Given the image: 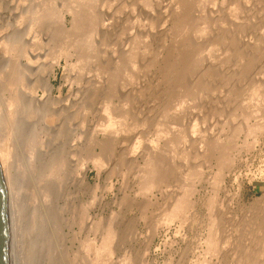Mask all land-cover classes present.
Masks as SVG:
<instances>
[{
  "label": "bare ground",
  "instance_id": "bare-ground-1",
  "mask_svg": "<svg viewBox=\"0 0 264 264\" xmlns=\"http://www.w3.org/2000/svg\"><path fill=\"white\" fill-rule=\"evenodd\" d=\"M98 1L99 0H0V13H2L1 11L4 8L9 6V8H11L13 5H15V7L13 8L14 10H10V14H8L10 15L9 17L6 18L4 16L5 14H0V173L4 183L7 202L9 264H37V262L35 261H38L37 259L40 260L43 257L47 259L45 261H48V263H45L50 264V256L54 254V252L56 251L55 249L58 248V245L61 244V241H64L65 237H70L71 240L72 238H76V233L74 231L75 226L79 227V229L83 232L88 231V216L86 212L88 211L86 210L87 203H82L81 206H76L77 208L71 207L70 203L68 204V200H70L71 197L72 199L75 198H73L74 193L72 194L71 192L76 187L81 188L83 191H88L89 185L86 181L87 168L83 160H86L87 158L83 157H85L86 154L88 156L91 155L92 164L94 165L93 167H95L96 170H100L102 167V157L104 156V154L112 151L110 150V148L115 145L117 146L123 137L125 138L127 135L128 137H130L129 132L133 128H135H132V125L135 126L133 123L137 122H131L132 125H126L127 121L125 119L126 117H128L127 115L129 114V112H127V109H119V106H117V110L119 109V111L113 108L111 103H113L112 101L117 96L115 94L119 95V93H121L122 95L123 88H141L142 91V88H148L150 90V88L153 87L169 89L191 88V90L192 88H195L196 91L194 92L196 94H192L199 97L198 95H200V90H204L203 88L205 87H212L211 85L215 84L218 80L220 83H218L219 86H216L217 84L215 85L217 88L220 87L221 83H223L222 86L225 84L223 88H225L229 83H234L235 81H237V83L239 84L238 79L247 77L251 74L252 71H258L256 69H254L255 71L252 70L254 68V63L262 62V60L264 61V36L260 41V37L262 36L259 35L261 33L260 31H263L262 33H264V27L261 26L263 29L259 28L260 26L256 27V29H260L258 31V36L260 37H258V40H256L257 38H254L255 42L253 39V42L252 40L246 41V39L245 42H242L244 41L243 38L242 41L234 40V37H237L236 35L238 34V32L243 33V31H238L241 28V25L238 28L236 26L238 20L235 19V17L240 19V16L238 14L243 13H240L238 11L239 13L237 14V16L239 17L234 15V12L230 15V13L228 12H232V9L230 8L231 10L229 11V8L226 7L225 4L223 6V3L221 2L220 4H222V7H226V12L230 15V19L233 20L234 18L235 20H237V23H235V27L237 28L236 31L238 32L232 30L228 31L229 29L234 27V24L231 23V27L227 23L229 26V29H227L228 26L225 25L224 22L219 23L216 20L218 24H223L222 28L223 26H227L225 27L227 31L225 29L220 30L221 25L218 26L216 23L215 25L212 24L213 26L209 27L211 29L213 27L214 29V26H217V29L211 31V29L209 28L212 33L204 34L203 31H205V29L203 30V27L206 28L207 31L208 26L207 22H205L207 20H202L205 18L203 16V13L204 15L206 13L207 15H210L208 16V18H212L210 19V21H215L214 19L217 17L215 14L216 11L212 10V7H215V9L216 7H221V5L214 6L215 4L213 3V0H174L173 2L169 0V2L167 1V3L161 1V4H159L155 8L157 13L155 12V10H153L154 8L151 9L152 12L150 10L151 7L149 8V4L152 1L149 2V0L146 3L143 2V4L148 3L149 6H146L149 8V11L144 9L139 11L141 17L143 15L145 16V19L151 20V18L157 16L155 14H159L161 20L163 21H160L161 24L159 23V26L157 25V28L155 27L156 25H154V21L152 19L148 22L149 27L145 28V31L147 33L145 32L146 34H141L140 32V35H138L139 32L137 33V31L139 30L136 31L137 34L134 32L138 27L134 31H132V23H130L131 26H123L122 21L121 23L119 19L114 18L118 16H114V13L111 12L112 9H108V11L106 12L107 14L105 13L107 16H101L105 17V19H101V17L100 19L94 18V16H96L95 13L97 15L100 14L99 12L97 13L99 9L97 8V5L100 3H98ZM112 1L113 0L106 1V3L108 4L107 8L109 5L111 6ZM260 1L262 0H240L241 4H238H240L241 6L244 2V5L250 2L252 4H250L251 7L254 5V11L248 7V4V6L245 5L246 8H249V15H251L252 11L253 13H255V11H259L258 9H260L261 3H263ZM137 2L135 4H137ZM163 2L165 4H162ZM206 4L212 5L211 9L209 8L210 6H206V8H208L210 12H206L207 10L204 6ZM94 7L95 9L97 8L96 12L93 10ZM218 8L216 10H218ZM6 9L8 10V8ZM240 9L243 10L242 7H240ZM219 10L218 12L222 11L223 9H221L220 11ZM99 11L101 12L100 9ZM246 11H248V9ZM246 11L244 12V14H247ZM224 12L225 10L223 12H220L221 15L222 13L225 15ZM257 12L256 14H258ZM236 13L237 12H235V14ZM256 14L251 15V20L248 19L251 22H246L248 18L247 16H249L248 14L246 16V19L244 20L246 22L245 25L247 27L248 25L250 26L249 29L252 28L251 25L255 26L257 22L256 19L258 18L256 17L258 15L256 16ZM2 16H4L5 18H2ZM254 16L256 19L253 18ZM259 16L261 17L262 15ZM67 17H69L70 23L68 28L66 26ZM219 17L221 18H218V21L223 18V15ZM252 18L254 19L253 22L256 20L255 24L252 22ZM145 19H142V21ZM200 19L201 22L203 21L206 24L201 23ZM240 20L242 21L243 19ZM119 22L122 26L119 25ZM197 22H200L201 25L203 24L206 26L202 25L203 27L200 26L201 28L197 29L196 27L198 26H194ZM247 23L249 24L247 25ZM250 23L253 24L250 25ZM148 25L146 24V26ZM189 25L190 28L191 25L194 26L193 28H191L193 30H190L191 34H188V30H186V28L188 29ZM256 25H259V23ZM136 26L137 25H135L134 27ZM150 26H153L155 28L154 30H156L157 28V30L154 31L155 33L152 31L153 29ZM244 27L245 26H242V28ZM247 27H245L244 29L246 30ZM138 29H142V26H140V28ZM254 30L255 29H253L252 32H254ZM256 31L257 30H255L253 34H255ZM252 32L250 30V34ZM62 33L64 34L62 36L63 38L61 37ZM207 35H209V37H207ZM246 35L244 34L245 37ZM60 37L62 38V40ZM253 37H255V35ZM113 38L117 39V44L119 45L117 46V44H115V47H118V50H116L118 52H116V55L118 56L114 54L115 52L110 51V53H108L109 55L106 54L107 57L105 59L106 55H103V52L105 51H101L103 55L101 56V53L97 51V47L100 48L101 45H105L104 43H106V46H108L109 43L107 45L106 41L109 39L113 40ZM207 38L212 41H209ZM207 40L210 43H213V41H216L219 44L223 43L221 45H226L227 43V45H229L230 47L227 46L226 49H223L224 47L222 48V46L220 45L219 46L222 48V50L227 51H223L224 54L226 53L225 55L227 57V59H225L226 57L224 58L225 60H228L229 54L227 55V53H232L231 55L235 57V59H233L234 63H232V61L230 60V58H232L231 55L229 56V61L231 62L225 60L224 62H220V57L223 56L219 57L218 55H220L221 53L219 54V51H214L213 54L211 53V47L213 45L215 47L216 42H214L212 46L211 44L208 45L209 43L207 44L208 46H210L208 47V49L210 48L209 51L206 45H204V43L206 44L208 42ZM118 41H121V44H119ZM58 42L60 44H64V46L61 45L64 48V50H62V54L57 50L60 46ZM95 45L98 46L96 47ZM111 45H113V42ZM153 45L158 47H156L157 51H155V48V50L153 49L154 52L152 53L150 50L152 49ZM54 47L57 48L54 49ZM218 47L216 48V50L218 49ZM228 47L229 49H227ZM59 48V50L62 49V47ZM202 48L207 49L208 52L206 50V52L203 53ZM112 49L113 47L111 48V50ZM54 50H57V54H55L56 51ZM109 50L110 49L108 48V50L106 51L108 52ZM47 51L49 58L47 56V58L45 59L46 64H43L44 62H41V58L44 52ZM215 52L218 53L217 57H219V60L217 57L212 58ZM47 54L44 55L46 56ZM65 55L67 57L69 55H74V57L77 56V59L79 57L78 67L80 69L76 68L79 69V71L76 70L78 74L74 72V74L77 75V79L79 77V81L83 80L84 82L86 80L85 75L87 77L89 76L87 74L88 71H92L93 74L91 73V77H88L89 80L84 83L85 91L83 93L79 92L82 96L80 94H76L75 98H70L68 94V98H65L63 101L64 104L62 102L63 107H60L61 101L63 100L61 96V90L59 88L58 94L52 96L50 78L55 79V69L60 65L58 59L60 57H62L63 59V56ZM68 59H70V57ZM226 62L230 63L228 64L229 66L235 65L236 68L233 67L235 69L226 70L227 68L226 66H224V68L226 69L223 70V67H221V65L222 63L225 64ZM259 65L260 64L258 63V67L261 68V65ZM262 65H264V63ZM44 66L45 68H43ZM71 68L72 67H70V70ZM250 69L252 70L251 72L249 71ZM261 69L262 71H264L263 68ZM150 71H155V74H157L155 85H153L150 81V75L148 78L149 80H147L148 74L154 75L153 73H150ZM248 72L250 73L248 74ZM70 73L71 72L69 71V76ZM246 74L248 75L245 76ZM142 76H145L146 79L145 77L141 79L140 77ZM251 76L252 75L248 77ZM254 77L255 76L253 75V78ZM140 79L142 80L141 82L138 81ZM261 79L264 81L263 78ZM261 79L260 81H262ZM72 80L75 81V79ZM242 80L243 79H241V81ZM257 80L259 79L256 77L255 81ZM135 81L137 83L133 85ZM75 82H77V80ZM241 84L243 85V83ZM242 85L241 87H243ZM238 86L236 85L235 88H237ZM117 88L122 89L118 90ZM223 88L221 87V90ZM227 88L225 89L228 90ZM251 88L249 89L252 91L250 92L248 90L249 92H247L250 93L248 94L249 100H246L248 103L246 102L247 104H245L246 106L244 107H242V105H240V107L234 105V102L236 100L232 104L231 100H233V96L236 97V94H233L230 88L229 91L231 93L228 92L227 95L225 94L226 96L224 95V93L222 94V96L224 95L226 97V99H223L226 101L223 102V100H221L224 103L223 105L221 104L222 106L220 105V103L218 104L219 101L216 102L215 100L214 104L216 105L217 103L220 106L216 105L213 107L211 106L212 108L208 107L209 109L206 111L204 109L206 114L201 113L202 116H200L201 114H198V118H202L203 122H206V120L208 119L211 120L212 117L214 118L215 116H217L214 118H217V120H215V122L217 121L216 126L218 124V120H220L218 119V117L221 118L222 116L224 118H222L223 121H219L221 125L218 128H212L211 130H209L212 125L211 123L208 122L210 128L207 126V124L204 125L205 123L201 124V126L204 125L206 128H209L207 129V131L209 130L210 134L207 132V134L204 135L203 133L206 132V128L203 129L204 131L201 130L202 128H198L197 126L199 124L198 123L196 125L197 127L193 125L196 129L188 128V130L186 129L187 132H185L183 131V128V130H181L180 128V130L183 132H179L178 129V131H176L177 133L175 132L176 134L173 135V132L175 130L170 131V128L168 127L170 118L168 120L166 118L167 111H171V109L174 108L175 112L171 113L175 115L174 113H176L177 108L173 106V108L168 110L166 109L165 113L163 112V114L159 115L160 117H162V119H164V125L162 124V119L161 121L159 120L160 117L157 119L158 123H153L154 121L150 120L151 124H158L157 127L159 126V124H162L166 130H164V127L161 125L163 129H161L162 127L160 126L156 134H153L154 139L145 141L144 146L143 143L139 142V139L136 140L138 142L133 139V143L135 144L132 145L133 143L130 142L132 146H130V148L128 147L129 150L123 148L122 150L124 151L122 152L121 150L122 153L118 154L121 157H130L129 159L131 162H129V159H127L128 164H133V162L135 163L134 166L136 165L135 168H137L138 173L135 174H137L138 176L134 175V177L138 180L139 186L137 187V190L140 191V194L138 191L139 196L143 194L147 195V193L151 192L154 189H158L161 185L164 186L163 184L166 183L168 179H172V177L174 178V180L172 179L170 181H175L173 182L176 183L174 184L175 187H171V197L170 199L168 198L169 196L167 197L168 204L166 205V208H163L164 211L161 214L162 217L159 216L161 218L160 223L165 226H169L175 221L179 222L180 224H184L188 220V216L191 215L197 205L196 200L198 199H196L195 197H197L196 195L199 194V186L202 182L206 183L209 189L207 194L205 195L206 199L204 204L206 205L205 207H207L206 210L208 209V216L210 215V224L208 225L209 230L206 228L205 233V235L207 233L208 235L204 241V255L206 259H203V263H205L204 261L206 260L207 264H264V192L260 197L254 199V203L252 202L255 206V208L253 207L252 212L254 209H256V213L253 212L250 214L251 211L249 210V214L252 215L251 217H245V219L240 220L234 218L235 220H237L234 222H232V218L230 220L227 219V209H225V207H222L219 201L220 191L224 194V197H228L226 188L222 186L225 178L235 172L237 164H247L248 160H244L243 155L246 153V156L250 155L251 152L256 150V148L258 149L260 145L259 142L262 141L263 143L264 140V89L258 90L260 88H264V83L260 86H253ZM148 89L145 90L146 93ZM82 90L83 88L81 89V92ZM141 90L137 92L135 90L134 91L138 95H142L143 93H140ZM134 91H126L129 94L125 92L126 96L123 95L125 96V98L123 97L122 100L119 99L120 102L117 101V98L121 96H117L116 102H118V104L121 103L122 106H126V103H130V101H137L135 99L138 95H136ZM152 92L153 89L150 91V93ZM171 92L170 94H172ZM205 92L207 91L204 90V94ZM219 92L217 93L219 94ZM150 93L148 94L150 95ZM179 93L182 92L179 91L177 94ZM201 93H203V91ZM213 93L215 92L212 91L210 95L212 97H209L214 99L215 94ZM217 93L216 95H218ZM225 93H227V91ZM77 95L81 97V99H79L82 100L81 105L77 106L79 107L77 108L78 110L76 109V105L73 106L72 103L74 102L71 101L72 99L75 101L77 99ZM187 95L190 99L189 93ZM187 95L185 94V98H183L184 100L186 99V97H188ZM205 95H207V93ZM195 96L192 97L196 98ZM203 96L201 99L206 100L207 97L205 96L203 98ZM218 96L216 97L218 98ZM180 97L181 96H179V98ZM210 98L207 99V101L210 102ZM183 99L180 101H183ZM238 100L240 101L241 99H237V102L239 104L242 103ZM75 102L78 104L77 100ZM97 102H100L102 104V108L106 113V115L103 113L105 115V118L103 117L102 119L101 112H99L97 114H99V116L101 115V119H95L96 124L95 120H93L94 123L88 126V121L86 120V115L88 114H86V111L89 110V105H92L93 103L95 104ZM206 104H204L205 107ZM172 105L174 104L172 103L170 106L172 107ZM73 107H75V109ZM192 108L193 106L191 107V109ZM103 110L101 111L103 112ZM143 116L145 117V115ZM131 118L132 115L129 120H131ZM134 118L135 117H133L132 119L134 120ZM213 118L212 120L214 121ZM195 120H193L194 123ZM212 120L210 122H213ZM159 121L162 123H160ZM171 122L172 119L170 121V124ZM165 124L168 125L165 126ZM191 124H193V122L189 125ZM139 127L143 128V126ZM150 127H152V125H150ZM166 127H168L169 130ZM137 128L138 125L136 126V132L134 135L138 133V130L139 133L140 131H142V129L140 130L139 128L137 130ZM172 128L174 129V127ZM144 132L142 133L143 135ZM131 133L134 132L132 131ZM188 137L190 138V141L186 143V139ZM133 138L136 137L134 136ZM137 138H140V135H138ZM129 141L127 140L128 143ZM143 141L144 140H142V142ZM173 147H175L176 150ZM75 152H77V154L79 153L82 157L80 158L81 160L78 163L79 165L77 164L78 169L75 168L76 173L74 174L71 161L72 156ZM137 154L139 155L140 162L135 158V155ZM133 156L134 158H132ZM88 159L89 161H91L89 157ZM122 160L123 158H121L119 161L124 164L125 159L124 162ZM258 170L260 177L264 179V168H260ZM206 171H208V173L212 172V175L208 179L206 178ZM253 175H251V178L254 177ZM134 177L132 179H135ZM234 178L236 179V176L233 177V179ZM96 187L98 188V186ZM173 187L175 188V190H173ZM238 189L239 188H237L236 190ZM76 191H78L77 188ZM205 191L206 189L204 190V192ZM83 194L85 193L83 192ZM143 197L144 196H142V198ZM124 198H126V196ZM144 199L145 201L148 200L146 196L144 197ZM72 203L73 202H71V205ZM67 214L68 216L65 217V215ZM233 223L234 225H232ZM156 224H158V219ZM111 227L109 226V229L107 227L106 231H104V235L100 237L101 244L99 245V247H95L87 240H84L82 242L79 249L83 252V254H85L84 256L82 255L83 257H81V261H83V263L88 262L90 264V262H96V264H99L103 259L104 260L101 263H107L105 258L107 257L108 261V255H110L111 253V247L109 246V244L111 243V239L115 235L112 231L114 228H112L111 230ZM65 228L68 229V233L66 234L62 232ZM175 232H177V229ZM114 233L116 232L114 231ZM108 246L110 247L109 249ZM76 255L77 254H75V256ZM104 256L106 257L104 258ZM108 262L109 264H112L111 260ZM124 264L129 263L127 261Z\"/></svg>",
  "mask_w": 264,
  "mask_h": 264
},
{
  "label": "rangeland",
  "instance_id": "rangeland-1",
  "mask_svg": "<svg viewBox=\"0 0 264 264\" xmlns=\"http://www.w3.org/2000/svg\"><path fill=\"white\" fill-rule=\"evenodd\" d=\"M105 1V2H104ZM106 1L107 0H99L98 1V5L99 6H101V7H99L98 5H97V8H99L100 10H101V12L99 11V9H98V11H97V8L95 9V7H94V11L96 12L97 11V13L99 12L100 14H96L95 13V15L96 16H94V18H99L100 19V17L101 16H105L107 13V11H108V9H112L111 10V12L112 13H114V16L116 15V16H118V17H114V18H116V19H119L120 20V22L122 21L123 22V26L124 25H129V26H131L130 25V23H132L134 26L135 25H137L136 27H134L133 25H132V31H134L137 27L138 28H140V26H142V29H136L134 32L136 33V31L137 30H139V31H137V33H138V35H140V32H141V34H146L147 32L145 31L146 29L145 28H147V27H149V25H148V22L149 21H151L152 19H153V21H154V25H156L155 27H157V25L159 26V23H160V21H163V20H161V18H160V15L159 14H155V15H159L158 17L157 16H154L153 18H151V20L149 19H145L144 17L145 16H143L142 15V12H141V15H142V17L140 16V12L139 11H141V10H148L149 11V8H150V10L151 9H153V10H155V12L157 13V11H156V7L159 5V4H161V1H164L165 3H167V1L169 2V0H113V1H115V2H113L112 1V3H111V6L109 5L108 6V8H107V3H106ZM132 1V2H131ZM135 1V2H134ZM147 1H149V2H151L149 5H148V3L147 4H143V2H147ZM158 1V2H157ZM172 2L174 1V0H171ZM218 1V2H217ZM233 1H235V2H233ZM103 2V3H102ZM117 2V3H116ZM123 2V3H122ZM137 2V4H135ZM162 3V4H165V3ZM194 2V1H193ZM217 4H216V3ZM220 2L221 3H223V6H224V4L226 5V7H228L229 8V11L232 9V12H228V13H230V15H231V13H233L234 15H236L237 16V14L240 12V13H243L244 14V12L248 9V11H246L247 12V14L249 15V8H251V10H253L254 11V8H253V6L251 7L250 6V2H248V3H246L245 5L246 6H248L249 8H246V6L244 5V3L240 6V0L238 1V0H213V3L215 4L214 6H218V5H221V7H216V9L218 8V10L220 9H223L222 11H220V12H223L224 10H225V15L222 13V15H223V18H225V19H221V20H219L218 21V18L220 19L221 17H219V16H222L221 15V13L220 12H218V10H216L215 9V7H212V5H204L205 6V9L207 10L206 12H208L209 11V9L208 8H206V6L207 7H209L210 9H211V7H212V10H214V11H216V18L214 19L215 21H210V19H212V18H208V16H210V15H207V13L204 15V13H203V16L205 17H203L204 19H202V17H201V19L203 20V21H205V19L207 20V21H205V22H207V26H208V29L211 27V26H213L212 24H216L217 22H219V23H223L224 22V24L225 25H227L228 26V24L230 25L231 23L232 24H234L233 26L235 27V23H237L236 21L238 20V23H240V24H236V26L239 28V26L241 25V28L238 30V31H243V33L246 35V37L244 36V34L243 33H239L238 31H236V27L234 28V27H232L231 25V29H229V26L227 27V26H223V28H222V25L221 24H218L217 23V25L218 26H220L221 25V27H220V30H222V29H225L226 30V28L225 27H227V29H229L228 31H235V32H238V34L236 35L237 37H234V40H237V41H242L243 39H244V41H242V42H245V39H246V41L248 40V41H251L252 39L254 40V42H255V39L256 40H258L259 38L258 37H260V36H258V31L260 30H258V29H256V27L258 26H260L259 28H261V29H263L261 26H263L264 27V1L262 0V1H260V2H263V3H261V6H260V9H258L261 13H263V14H261L259 11L257 12V11H255V13H253V11H252V13H251V15L252 14H256V12L258 13V14H256V18H258V19H256L255 18V16L253 17V18H255L256 20H257V22H256V20L253 22V18H252V22L255 24V22H256V24H258L259 23V25H256L255 24V26H253V25H251V24H253V23H250V25L252 26V28L253 29H255V30H257L256 31V33L255 34H253L254 32H255V30H254V32H252L253 31V29L252 28H250L249 29V23H247V25H248V27L245 25L246 24V22H251V21H249V20H251L250 19V17H252L251 15H249V16H247V14L245 15H243V14H238L239 16H240V19H243L242 21H244L245 19H246V16L248 17L247 18V20H246V22L244 21V22H242L239 18H236L235 16V19H237V20H235L234 18H233V20L232 19H230V15L226 12V7H222V4H220ZM225 2V3H224ZM228 2H229V4H228ZM233 2V3H232ZM259 2V3H260ZM102 3V4H101ZM139 3V4H138ZM158 3V4H157ZM195 3V2H194ZM212 3V2H211ZM210 3V4H211ZM212 3V4H213ZM238 3H240V4H238ZM105 4V5H104ZM127 4V5H126ZM205 4V3H204ZM232 4H234L235 5V7H234V5H232ZM248 4V5H247ZM132 5V6H131ZM135 5H138V6H135ZM143 5H144V7L147 5V6H149V8L146 6L145 8L143 7ZM156 5V6H155ZM229 5V6H228ZM236 5H237V7H236ZM238 5H239V7H238ZM252 5V4H251ZM260 5V4H259ZM123 6V7H122ZM231 6H233V7H231ZM10 7V6H9ZM9 7H6V8H8V10L6 9V8H4L1 12L2 13H0L1 15H4L6 18L7 17H9L10 15H8V14H10V10L11 11H13L14 9V7H15V5H13L11 8H9ZM111 7V8H110ZM131 7V8H130ZM135 7V8H134ZM203 7V6H202ZM201 7V8H202ZM240 7H242V9L244 10H241L240 9ZM102 8V9H101ZM148 8V9H147ZM200 8V9H201ZM214 8V9H213ZM225 8V9H224ZM231 8V9H230ZM234 8H236V9H234ZM239 8V9H238ZM246 8V9H245ZM107 9V10H106ZM117 9V10H116ZM122 9V10H121ZM136 9H138V10H136ZM204 9V8H203ZM204 9V10H205ZM238 9V10H237ZM7 10V11H6ZM235 10V11H234ZM93 11V12H94ZM118 11V12H117ZM239 11V12H238ZM243 11V12H242ZM128 12V13H127ZM137 12V13H136ZM151 12H152V10H151ZM210 12V11H209ZM235 12H237L236 14H235ZM106 13V14H105ZM122 13V14H121ZM130 13V14H129ZM135 13V14H134ZM218 13V14H217ZM260 13V14H259ZM103 14V15H102ZM118 14V15H117ZM123 14H124V16H123ZM133 14V15H132ZM8 15V16H7ZM136 15V16H135ZM139 15V16H138ZM206 15H207V18H206ZM219 15V16H218ZM259 15H262L261 17L259 16ZM4 16H2V18H5ZM107 16V15H106ZM225 16V17H224ZM228 16V17H227ZM239 16H237V17H239ZM242 16V17H241ZM124 17V18H123ZM134 18V19H133ZM139 18V19H138ZM101 19H105V17H101ZM138 19V20H137ZM142 19H145V20H147V21H145V20H143L142 21ZM155 19V20H154ZM157 19V20H156ZM201 19H200V22H201ZM227 19V20H226ZM216 20H217V22H216ZM227 22H226V21ZM139 21H140V23H139ZM159 21V22H158ZM201 22V23H203V24H206V23H204V22ZM210 23H209V22ZM221 21V22H220ZM229 21V22H228ZM232 21H235V22H232ZM242 23H241V22ZM67 22H68V24H67ZM120 22H119V25L120 26H122L121 24H120ZM121 22V23H122ZM126 22H127V24H126ZM135 22H136V24H135ZM200 22L198 23H196L194 26H198V27H196L197 29H199V28H201L200 26H202L201 24H200ZM139 24V26H138V24ZM143 23V24H142ZM228 23V24H227ZM260 23H261V25H260ZM69 17H67V21H66V26H67V28H68V26H69ZM145 24V25H144ZM146 24L148 25V26H146ZM161 24V23H160ZM197 24H199V25H197ZM209 24V25H208ZM244 24V25H243ZM153 25V26H154ZM193 25V24H192ZM191 25V28H193L194 26H192ZM145 26V27H144ZM153 26H150V27H152V31L154 32V31H156L157 30V28H156V30H154L155 28L153 27ZM203 26H206V25H203ZM202 26V27H203ZM210 26V27H209ZM242 26H245V27H247V29H248V31H247V29L245 30L244 28H242ZM186 27H188V26H186ZM215 28L213 29V27H212V29H211V31H213V30H215V29H217L216 27L217 26H214ZM134 28V29H133ZM143 28H144V30H143ZM190 28V25H189V27H188V29L186 28V30H188L187 32H188V34H191V32H190V30H193V29H189ZM205 29V31H203L204 32V34H206V33H208V34H211L212 32L210 31V29L208 30L207 29V31H206V28H204L203 27V30ZM234 29V30H233ZM243 29V30H242ZM250 30H251V34H250ZM227 31V30H226ZM143 32V33H142ZM146 32V33H145ZM247 32V33H246ZM261 33L263 32V31H260ZM136 33V34H137ZM155 33V32H154ZM259 34V35H261L262 37H260V41L262 40V38H263V36L264 35H262V34H264V33H262V34ZM64 34L62 33L61 34V37L63 36ZM122 35V34H121ZM242 35V36H241ZM250 35V36H249ZM255 35V37H253ZM144 36V35H143ZM60 37V38H61ZM207 37H209V35H207ZM230 37V36H229ZM253 37V38H252ZM63 38V37H62ZM62 38H61V40H62ZM117 38V37H116ZM241 38V39H240ZM243 38V39H242ZM248 38V39H247ZM255 38V39H254ZM208 40H209V38H207ZM240 39V40H239ZM207 40V41H208ZM227 40H229V39H227ZM253 40H252V42H253ZM64 41V40H63ZM62 41V42H63ZM110 41V42H109ZM113 42V45H111L112 44V42ZM206 41V42H207ZM209 41H212V40H209ZM207 42L206 44L204 43V45H206V47H207V49H208V47H210V46H208V45H210L211 44V46L214 44V42H216V41H213V43L211 42ZM60 42V41H59ZM58 42V43H59ZM107 42V45H108V43H109V45L108 46H106V43H104L105 45H101V50H100V48H98L97 46L98 45H95L96 47H97V51L98 52H100L101 54V56H103V55H106V54H108V53H110V51H112V52H115L114 54L116 55V50H118V47L116 48L115 46V44H117V39H115V38H113V40H107L106 41ZM114 42H116V43H114ZM119 42V41H118ZM61 43V42H60ZM59 43V47H62V49L61 50H59L60 48L58 47V52L60 51V53L62 54V50H64V48H63V46H64V44H60ZM111 43V44H110ZM209 43V44H208ZM119 44H121V41L119 42ZM208 44V45H207ZM221 44H223V43H221ZM221 44H219L218 42H216V44H215V47H214V45L211 47V49H212V54L214 53V51H219L218 53L220 54V55H218V53L217 52H215V54L212 56V58H215V57H217V55L220 57V56H223V57H220V62L222 61V62H224V60L225 59H227V57H226V53L224 54V52H227L226 50H222V48L223 49H226V47L227 46H229V45H227V43H226V45L224 44V45H221ZM61 45H63V46H61ZM156 45V44H155ZM155 45H153L152 46V49L150 50L152 53L154 52V50H155V48L156 47H158V46H155ZM158 45V44H157ZM220 45V46H222V48L220 47H218V46ZM102 46H103V48H102ZM105 46V47H104ZM113 47V49L111 50V48ZM117 46H119L118 44H117ZM218 47V49H221V50H216V48ZM95 47V48H96ZM106 47H107V49H106ZM204 47V46H203ZM205 47V48H206ZM230 47V46H229ZM229 47L227 48V49H229ZM232 47V46H231ZM55 48H57V47H54V49ZM108 48L110 49L108 52L106 51V50H108ZM116 48V49H115ZM205 48H202L203 50V53H205L206 52V50L207 49H205ZM99 49V50H98ZM104 49H106V50H104ZM154 49V50H153ZM204 49H205V51H204ZM57 50H54V51H56V53L55 54H57ZM105 51V52H103L104 54L102 55V52L101 51ZM114 50V51H113ZM209 51H210V48L208 49ZM208 50H207V52H208ZM155 51H157V48H156V50ZM221 51V52H220ZM224 51V52H223ZM107 52V53H106ZM112 52H111V54H112ZM222 52H223V54H222ZM48 53V51L47 52H44V54H47ZM118 53V52H117ZM151 53V54H152ZM210 53V54H211ZM43 54V56H42V58H41V62H44L43 64H46L45 63V59L47 58V56H48V58H49V55L47 54L46 56ZM211 54V55H212ZM229 54V55H228ZM232 53H230V52H228L227 53V55H228V60H225V61H229V56L231 55ZM109 55V54H108ZM116 56H118V55H116ZM67 56L65 55V56H63V59H62V57H60L59 59H58V62L60 63V65L55 69V79H53V78H50V87L52 88V96H55V95H57L58 94V89L60 88V90H61V96H62V101H61V106L60 107H63L62 106V102L64 101V99L65 98H68L67 96H68V94H69V97L70 98H75L76 97V94H80V93H83L84 91H85V89H84V83L86 82V81H88L89 79H88V77H91V75L93 74L92 73V71H88V77L85 75V81L83 82V80L82 81H79V77H78V79H77V75L76 74H78L77 72H76V70L77 71H79V67H78V65H79V57H78V59L76 58L77 56H75L74 57V55L73 56H68L67 58H66ZM70 57V59H68ZM106 57H107V55L105 56V59H106ZM219 57H217L218 58V60H219ZM226 57V58H225ZM231 57L232 58H230V60L232 61V63H234L233 61V59H235V57H233V55H231ZM64 58H66V59H64ZM225 58V59H224ZM78 60V61H77ZM217 60V61H218ZM78 63H77V62ZM231 61H229V62H231ZM229 62H226L225 64L224 63H222V65H221V67H223L222 69L223 70H225L226 68V70H229V69H235L236 67H235V65L233 66V65H230V66H232V67H230L228 64H230ZM75 63V64H74ZM260 65V67L261 68H263V70H264V65H262L263 63H264V61L262 60V62H258ZM258 63H254V68L252 69V70H254V69H256V70H258V71H256V72H253L251 69L249 70L250 72H251V74L250 75H252L251 77H248V76H250V75H248L250 72H248V74H246L245 76H247V77H244V78H240V79H238V82H239V84L237 83V81H235L234 83H229L228 85H226V87L225 88H227L228 86H230V87H228L227 89L228 90H226L225 88H223V86H225V84L222 86V84L223 83H221V85H220V89L219 88H217L216 86H219V84L218 83H220L219 82V80L218 81H216V83L215 84H213L214 85V87L216 88H214L213 87V85H211L212 87H205V88H203L205 91H207V92H205V94L207 93V95H205L204 94V90H200L201 92L203 91V93H201L200 92V95H198L199 97H197V96H195L194 94H196L194 91H196L195 90V88H192V90H191V88H183L184 89V91H183V89L181 88H171V89H169V88H161V87H159V88H150V90L148 89V88H146V89H148V91H147V93H146V89H144V88H142L143 89V91L141 90V88H123V90H122V95H121V93H119V95L118 94H115V95H117V96H121V97H119V98H117V96L114 98V100L112 101L113 103H111L112 104V106H113V108L114 109H116L117 110V106H119L118 108L119 109H121V108H123V109H127L128 111L127 112H129V114L127 115L128 117H126V125H132V123L133 122H136V123H133L135 126H133L132 125V128L133 127H135V128H133L130 132H129V135H130V137H128V135L124 138H122L121 139V141H120V143L116 146H112L111 148H110V150H112V151H109L108 153H106V154H104V159H103V157H102V160H103V162H102V167H101V169L100 170H96V168L95 167H93L94 165L92 164V158H91V155L90 156H88L87 154L85 155V157H83V158H87L88 159V157L90 158V160L91 161H89V159H88V162H87V159L85 160V159H83L84 160V162H85V164H86V168H87V171H86V181H87V183H88V191H83L81 188H79V187H76L77 188V190L78 191H76V188L75 189H73V190H75L76 191V193H75V191H73L72 190V194H73V198L74 199H72V197L70 198V200H68V204L70 203V206L71 207H76V206H78V205H82V203H87L85 206H86V210H88V211H86L87 212V220H88V231H86V232H83V231H81L80 229H79V227H77V226H75V228H74V231H75V235H76V238H72V240H71V238L70 237H65V240L63 241H61V244H59L58 245V248L57 249H55L56 251L54 252V254L52 255V256H50V264H89L88 262L87 263H83V261H81V257H83L85 254H83V252L82 251H80V246H81V244H82V242L84 241V240H87L90 244H93L95 247H99V245L101 244L100 243V237H102V235H104V231H106V229H107V227H108V229H109V226L111 227L110 229L112 230V228H114L112 231H113V234H115L114 235V237H113V235H112V237L114 238V240H113V238L111 239L112 241H113V244H112V241H111V243L109 244V246L112 248H110L109 246H108V249L110 248V255H108V261H110L111 260V263L112 264H124V263H126L127 261H128V263L130 264H202L203 262V259H206V257H205V255H204V251H205V243H204V241H205V238L207 237V235H208V233L205 235V233H206V228L208 229V225L210 224V215L208 216V214H209V212H207V210H206V208L207 207H205L206 205L204 204L205 203V199H206V194H207V192H208V189H209V187L206 185V183L205 182H202L201 184H200V186H199V194L198 195H196L197 197H195L196 199H198V200H196L197 201V205H196V207H195V210L191 213V215H189L188 217L189 218H187L188 220V223H187V221L183 224V223H179V222H177V221H175V222H173L172 224H170L169 226H165V225H162L161 223H160V220H161V218L160 217H162V213H163V211H164V209L163 208H166V205L168 204V199H167V197L170 199V197H171V192H172V190H171V187L172 186H174V184H176V183H173V182H175V181H170V180H174V178L172 177V179H168L167 180V182L166 183H164L163 185L164 186H160L158 189H154V190H152L151 192H149V193H147V195L145 194H143V195H138V191L139 190H137L138 188V186H139V184H138V180H137V178H135L134 177V175H137L138 173H137V168H135L136 167V165L134 166V162H133V164L131 165V164H128V161H127V159H129L130 157H128L127 155V157L125 158V157H121L120 155H118V154H121L124 150H122L123 148H125L126 150H129V148H130V146H132V145H134L135 143H133L134 142V140L136 141V140H138L139 139V142L140 143H143V146L145 145L144 144V142L145 141H147V140H152V139H154V135L156 134V132H157V130H159V127L163 124L164 125V119H162V117H160L159 115H161V114H163V112L165 113V111H166V109L168 110V109H171V108H173V106L174 107H176L177 108V110H176V113H174L175 115H173L172 113L173 112H175V108L174 109H171V111H167V120L169 119V125L168 124H165V126H167L168 125V127L170 128V131H174L173 133V135H175L177 132L176 131H178V129H179V132H183V131H185V132H187L186 131V129L188 130V128H191V129H196L195 127H197L198 126V128L200 127V128H202L201 130H203V129H205L206 127L204 126V125H206L207 124V126L210 128V126H209V123H211L212 125H211V128L209 129V128H206V132H202L204 135L205 134H207V132L210 134V131L209 130H211L212 128H218L220 125H221V123L219 122V121H223V117L221 116V118H219L218 117V119H220V120H218V124H217V126H216V123H217V121L215 122V120H217V118L216 119H214L215 117H217V116H215L213 119H214V121L212 120V118H211V120L213 121V122H210L211 120L210 119H208V120H206V122H203V120H202V118L200 119V118H198V114H201V113H205L206 114V110H208L211 106L213 107V106H220L221 104L223 105L224 103V101H226V100H223V99H226V95L228 94V92L229 93H231L229 90H230V88H231V91H232V93L234 94H236V97H234L233 96V100H231L232 101V104H233V102H234V105H237L238 107H240V105H242V107H244V106H246L245 104H247L248 102L246 101V100H249L248 98V94H250V93H247V92H251L252 90H250L249 88H251V87H253V86H260V85H262L263 83H264V81L261 79V78H263L264 79V71H262V69L261 68H259L258 67ZM43 64H42V66H43ZM257 66H256V65ZM72 65V66H71ZM76 65H77V67H76ZM72 67L71 68V70H70V67ZM224 66H226V68H224ZM229 68H228V67ZM73 67H74V69H73ZM90 67V66H89ZM233 67H235V68H233ZM257 67H258V69H257ZM43 68H45V66L43 67ZM64 68V69H63ZM76 68H79V69H76ZM72 69H73V71H72ZM68 70V71H67ZM69 71L71 72L70 73V76L68 75L69 74ZM255 71V70H254ZM68 72V73H67ZM74 72H76V74H74ZM228 72V71H227ZM92 73V74H91ZM150 73H153L154 75H151V74H148L147 75V80H149L150 79V81L152 82V84L153 85H155L156 84V80H157V74H155V71L154 72H152V71H150ZM253 73H255V74H253ZM259 73V74H258ZM146 74V73H145ZM261 74H262V76H261ZM74 75H75V77H74ZM149 75H150V78H149ZM253 75L255 76L254 78H253ZM69 76V77H68ZM154 76V77H153ZM260 78H259V77ZM66 77V78H65ZM72 77V78H71ZM87 77V78H86ZM145 76H142V77H140L141 79L142 78H144ZM256 77L259 79V80H257V81H259V82H257V81H255V79H256ZM149 78V79H148ZM72 79H75V81L77 80V82H75L74 80H72ZM138 80V81H142V80ZM145 79H146V77H145ZM144 79V80H145ZM156 79V80H155ZM241 79H243L242 81H241ZM244 79H246V80H244ZM254 79V80H253ZM260 79L263 81H260ZM66 80V81H65ZM70 80H72V81H70ZM69 81V82H68ZM137 81V80H136ZM135 81V83L133 84V85H135L137 82ZM241 81V82H240ZM254 81V82H253ZM73 82V83H72ZM80 84H79V83ZM155 82V83H154ZM256 82H257V84H256ZM72 83V84H71ZM77 83V84H76ZM139 83V82H138ZM241 83H243V85L241 84ZM258 83H260V84H258ZM217 84V85H216ZM231 84V85H230ZM239 87H237V88H235V86L236 85ZM216 85V86H215ZM241 85L243 86V87H241ZM234 86V87H233ZM77 87V88H76ZM80 87V88H79ZM83 88V90H82V92H81V89ZM135 87V86H134ZM221 87L224 89H222L221 90ZM233 87V88H232ZM118 90L119 89H122V88H117ZM153 89V92L152 93H150V91ZM175 89V90H174ZM194 89V90H193ZM214 89V90H213ZM233 89V90H232ZM241 89V90H240ZM251 89H253V88H251ZM264 88H260V89H258V90H263ZM79 90V91H78ZM129 90H131V91H140L141 90V92L140 93H143L142 95L140 94V95H138L135 91V93H136V95H138L137 96V98L138 97H140V98H136L135 100H137V101H132V102H134V103H132L131 101H130V103H126L127 105L124 107V106H122V104L121 103H119L118 104V102H116V98L118 99L117 101H119V99L120 100H122L123 99V97L125 98V96H126V93H128V92H126V91H129ZM173 90V91H172ZM237 90V91H236ZM243 90V91H242ZM249 90V91H248ZM78 91V92H77ZM144 91H145V93H144ZM172 91V92H171ZM175 91V92H174ZM182 92V93H179V94H181V95H179V94H177L178 92ZM185 91H186V93H185ZM198 91V90H197ZM212 91L213 92H215V93H213V94H215V97L216 96H218L219 94H221V95H219L218 96V98L216 99L214 96V99L213 98H210V97H212V96H210L211 95V93H212ZM219 92V94L217 93V92ZM223 91V92H222ZM227 91V93H225V92ZM235 91V92H234ZM69 92V93H68ZM80 92V93H79ZM126 92V93H125ZM133 92V93H134ZM163 92V93H162ZM166 92V93H165ZM170 92L173 94H170ZM187 95L188 93H189V95H190V99H189V96L188 97H186V99L184 100L183 98H185V94ZM191 92V93H190ZM210 94H209V93ZM244 92V93H243ZM118 93V92H117ZM148 93H150V95L148 94ZM165 93V94H164ZM192 93H194V94H192ZM216 93L218 94V95H216ZM224 93V95L222 96V94ZM129 94V93H128ZM184 96H183V95ZM212 94V95H213ZM77 95V102H78V104L72 99L71 101H73L74 103H72L73 104V106H75L76 105V109L77 108H79V107H77V106H80L81 105V101L82 100H80L81 99V97H79ZM81 95V94H80ZM123 95H125V96H123ZM148 95V96H147ZM163 95V96H162ZM181 96L180 98H179V96ZM203 96V98L206 96L207 98H206V100H203V99H201L202 98V96ZM245 95V96H244ZM82 96V95H81ZM128 96V95H127ZM144 96V97H143ZM146 96V97H145ZM173 96V97H172ZM175 96H176V98H175ZM177 96H178V98H177ZM195 96L196 98H193V97ZM201 96V97H200ZM210 96V97H209ZM64 97V98H63ZM160 97H161V99H160ZM221 97H222V99H221ZM223 97H225V98H223ZM232 97V96H231ZM230 97V98H231ZM80 98V99H79ZM144 98V99H143ZM164 98V99H163ZM168 98V99H167ZM172 98V99H171ZM199 98V99H198ZM210 98V102L209 101H207V99H209ZM79 99V100H78ZM174 99V100H173ZM183 99V101H180V100H182ZM198 99V100H197ZM213 99V100H212ZM220 99V100H219ZM232 99V98H231ZM237 99H241L239 102H242V103H238L237 102ZM147 100V101H146ZM155 100V101H154ZM195 100V101H194ZM215 100H216V102L217 101H219L218 102V104L220 103V105H218L217 103H216V105L214 104V102H215ZM221 100H223V102L221 101ZM140 101V102H139ZM159 101V102H158ZM171 101V102H170ZM180 101V102H179ZM202 101V102H201ZM211 101H213V102H211ZM230 101V102H231ZM120 102V101H119ZM158 102V103H157ZM161 102H163V103H161ZM168 102V103H167ZM186 102V103H185ZM245 102V103H244ZM247 102V103H246ZM117 103V104H116ZM132 103V104H131ZM173 103L174 105H172V107L170 106L171 104ZM198 103V104H197ZM207 103V104H206ZM63 104H64V102H63ZM158 104V105H157ZM168 104H169V106H168ZM182 104V105H181ZM186 104V105H185ZM193 104V105H192ZM204 104H206V107H205V105ZM213 104V105H212ZM231 104V103H230ZM239 104V105H238ZM116 106V108H115V106ZM156 105V106H155ZM166 105V106H165ZM176 105H178V106H176ZM179 105H180V107H179ZM198 105V106H197ZM221 105V106H222ZM233 105V106H234ZM90 106H92V107H90ZM129 106H131V107H129ZM168 106V107H167ZM193 106V108L191 109V107ZM94 107V108H93ZM164 107V108H163ZM166 107V108H165ZM183 107V108H182ZM187 107V108H186ZM209 107V108H208ZM211 107V108H212ZM74 109H75V107H73ZM88 108H89V110L88 111H86V114H88V115H86V120L88 121V123H87V125L88 126H90V125H92L93 123H94V121L93 120H99V118L101 119V115H102V119H103V117L105 118V115H106V113H105V110H103V108H102V104L100 103V102H97V103H93L92 105H89L88 106ZM98 108V109H97ZM162 108V109H161ZM93 109V110H92ZM119 109L117 110V111H119ZM133 109V110H132ZM140 109V110H139ZM185 109V110H184ZM195 109V110H194ZM204 109H205V111H204ZM78 110V109H77ZM100 110V111H99ZM101 110H103V112L101 111ZM115 110V111H116ZM124 110V111H125ZM130 110V111H129ZM132 110V111H131ZM162 110H164V111H162ZM182 110H183V112H182ZM192 110H193V112H192ZM202 110V111H201ZM96 113H95V112ZM121 111V110H120ZM162 113H161V112ZM187 111V112H186ZM198 111H199V113H198ZM99 112H101V115L99 116V114H97V113H99ZM160 112V113H159ZM168 112H170V113H168ZM172 112V113H171ZM181 112V113H180ZM195 112H197V113H195ZM240 112V111H239ZM91 113V114H90ZM94 113V114H93ZM105 115H104V114ZM156 113V114H155ZM183 113V114H182ZM191 113V114H190ZM194 113H195V115H194ZM96 114H97V116H96ZM134 114V115H133ZM142 114V115H141ZM150 114V115H149ZM177 114H179V115H177ZM186 114V115H185ZM91 115V116H90ZM94 115H95V117H94ZM131 115H132V118L133 117H135L134 118V120L131 118V120H129L130 119V117H131ZM143 115H145V117L143 116ZM152 115V116H151ZM174 116V119H173V116ZM188 115H191V116H188ZM130 116V117H129ZM155 116V117H154ZM172 116V117H171ZM177 116V117H176ZM183 116V117H182ZM200 116H202V114L200 115ZM144 117V118H143ZM160 117V118H159ZM159 118V120L161 121V119H162V122H160V123H162L161 125L159 124V126L157 127V125L158 124H153V123H156ZM193 118V119H192ZM198 118V119H197ZM223 118V119H222ZM148 119V120H147ZM155 119H156V121H155ZM171 119H172V122H171V124H170V121H171ZM179 119V120H178ZM196 119V120H195ZM204 119V118H203ZM89 120H90V122H89ZM92 120V121H91ZM96 120H95V124H96ZM142 120H143V122H142ZM154 121L152 124H151V121ZM174 120V121H173ZM193 120H195V123H194V121ZM200 120H202V121H199ZM210 120V121H209ZM131 123H129V122ZM148 121V122H147ZM178 121V122H177ZM190 121V122H189ZM139 122V123H138ZM147 122V123H146ZM187 122H188V124H187ZM193 122V124H191V125H189L190 123H192ZM203 122V123H202ZM209 122V123H208ZM91 123V124H90ZM128 123V124H127ZM145 124V126H144V124ZM158 123V122H157ZM166 123V122H165ZM185 123V124H184ZM199 123V124H198ZM205 123V124H204ZM220 123V124H219ZM147 124V125H146ZM198 124V125H197ZM201 124H204V125H202L201 126ZM138 125V128H137V130L140 128L139 126H143V128H140V130L142 129V131H140V133H139V130H138V133H136V135H134L135 134V132H136V126ZM150 125H152V127H150ZM155 125H156V127H155ZM162 125V126H163ZM185 125V126H184ZM195 127H194V126ZM197 125V126H196ZM200 125V126H199ZM87 126V127H88ZM148 126H149V128H148ZM161 126V127H162ZM171 126V127H170ZM177 126V127H176ZM189 126V127H188ZM194 128H193V127ZM204 126V127H203ZM147 129H146V128ZM164 127V126H163ZM163 127L161 128V129H163ZM168 127H166L167 129H168ZM172 127H174V129L172 128ZM172 128V129H171ZM180 128H181V130H183V131H181L180 130ZM183 128V129H182ZM146 129V130H145ZM190 129V130H191ZM207 129H209L208 131H207ZM164 130H166L165 129V127H164ZM169 130V129H168ZM134 132V133H131V132ZM145 131V132H144ZM204 131V130H203ZM144 132V135L142 134ZM153 132H155V133H153ZM176 132V133H175ZM170 133H172V132H170ZM143 136H142V135ZM154 134V135H153ZM208 134V135H209ZM138 135H140V138H137V136ZM172 135V134H171ZM172 135V136H173ZM208 135H206V136H208ZM136 137V138H133V137ZM145 137H146V139H145ZM153 137V138H152ZM142 138V139H141ZM144 138V139H143ZM134 139V140H133ZM140 139H141V141H140ZM189 139V140H188ZM127 140L129 141V140H133V141H129V143L127 142ZM142 140H144L143 142H142ZM188 141H190V138L188 137L187 139H186V143L188 142ZM122 142V143H121ZM124 142H127V143H124ZM130 142L131 143H133L132 145L130 144ZM136 142H138V141H136ZM260 143V145H259V147H258V149L256 148V150H254L253 152H251V154L250 155H248V156H246V154H244L243 155V159L245 160H248V163L246 164V163H242V164H240V165H236V169H235V172L233 173V174H230V175H228V177H226L225 178V181H224V183H223V185L222 186H224V188H226V193L228 194V197H224L223 195V193L220 191V194H219V201H220V204L222 205V207H225V209H227V214L226 215H228V217H227V219H231L232 218V222H234V221H237L238 219L240 220V219H245V217L246 218H248L249 216L251 217L252 215H250L251 213H253V212H255L256 211V209H254L253 210V212H252V209H253V207L255 208V206H254V199H256V198H258V197H260L261 195H262V193L264 192V179L262 178V177H260V175H259V170L258 169H260V168H264V140H263V143H262V141L261 142H259ZM121 144H123V145H121ZM130 144V145H129ZM160 144H162V143H160ZM128 145V146H127ZM120 146H122V147H120ZM129 147V148H128ZM261 147V148H260ZM113 148V149H112ZM173 148H175V147H173ZM121 150H122V152H121ZM174 150V149H173ZM175 150H176V148H175ZM172 153H173V151H172ZM171 153V154H172ZM77 154V152H75L74 154H73V156L74 155H76ZM114 154V155H113ZM261 154V155H260ZM79 155V156H78ZM81 155H83V154H81ZM72 156V161H71V163H72V166H73V168H72V166H71V168H72V170H73V173L75 174L76 173V170H75V168L76 169H78V166H77V164L79 163V161L81 160L80 158L82 157V156H80V154L78 153L76 156H74L73 157ZM78 156V157H77ZM87 156V157H86ZM110 156V157H109ZM112 156V157H111ZM119 156H120V159L121 158H123V162H124V159H125V162H124V164H122L119 160ZM249 156H252V157H249ZM259 156V157H258ZM245 157V158H244ZM106 158V159H105ZM117 158H118V160H117ZM132 158H134V156L132 157ZM132 158H131V160H132ZM135 158L137 159V160H139V162H140V158H139V155L137 154V155H135ZM248 158V159H247ZM254 158V159H253ZM77 159V160H76ZM79 159V160H78ZM114 159H116V160H114ZM166 160V159H165ZM252 160V161H251ZM117 161V162H116ZM127 161V162H126ZM168 161V160H167ZM114 162V163H113ZM129 162H131L130 161V159H129ZM166 163H168V162H166ZM107 164H109V165H107ZM126 164V165H125ZM140 164V163H139ZM79 165V164H78ZM246 165H248V166H246ZM76 166V167H75ZM113 166V167H112ZM122 166V167H121ZM241 166V167H240ZM246 166V167H245ZM117 167V168H116ZM133 167H134V169H133ZM245 167V168H244ZM125 168V169H124ZM115 169V170H114ZM136 169V170H135ZM127 170V171H126ZM133 170V171H132ZM257 170V171H256ZM120 171V172H119ZM214 171V170H213ZM237 172V173H236ZM255 172V173H254ZM119 173V174H118ZM135 173H137V174H135ZM250 173V174H249ZM258 173V174H257ZM254 174V175H253ZM212 175V172H209L208 173V171H206V178L208 179L210 176ZM248 177H247V176ZM251 175H253L254 177L253 178H251L252 176ZM115 176V177H114ZM135 178V179H132L133 177ZM138 176V175H137ZM236 176V179L234 178L233 179V177H235ZM124 177V178H123ZM249 178V179H248ZM261 178V179H260ZM255 179V180H254ZM136 181H137V183H136ZM124 182V183H123ZM173 183V184H171V183ZM169 183V184H168ZM226 183V184H225ZM136 184V185H135ZM167 186H166V185ZM168 185H171V186H168ZM205 186V187H203V186ZM96 186H98V188L96 187ZM239 186V187H238ZM175 187V186H174ZM173 187V190H175V188ZM208 187V188H207ZM128 188V189H127ZM237 188H239L238 190H236ZM92 189V190H91ZM95 189V190H94ZM160 189V190H159ZM206 189V191L204 192V190ZM90 190V191H89ZM170 190V191H169ZM81 191V192H80ZM85 193V194H83V192ZM163 191V192H162ZM165 191V192H164ZM169 191V192H168ZM87 192V193H86ZM138 195H136L135 193ZM161 192V193H160ZM234 192V193H233ZM236 193V194H235ZM92 194V195H91ZM126 194V195H125ZM139 194H140V191H139ZM169 194V195H168ZM230 194V195H229ZM233 194V195H232ZM134 195V196H133ZM126 196V198H124ZM142 196H146L147 197V201H145V199H144V197L142 198ZM155 196V197H154ZM164 196V197H163ZM232 197V198H230V197ZM128 197V198H127ZM161 197V198H160ZM166 198V199H165ZM225 198V199H224ZM72 199V200H71ZM231 199V200H230ZM123 200V201H122ZM129 200V201H128ZM133 200V201H132ZM139 200H140V202H139ZM143 200V201H142ZM253 200V201H252ZM134 201H136V202H134ZM222 201V202H221ZM237 201H238V203H237ZM71 202H73L72 203V205H71ZM148 202V203H147ZM230 202V203H229ZM253 202V203H252ZM80 203V204H79ZM91 203V204H90ZM124 203H126V204H124ZM141 203V204H140ZM144 203H145V205H144ZM146 203H147V206H146ZM166 203V204H165ZM89 204V205H88ZM150 204V205H149ZM160 204V205H159ZM163 204V205H162ZM75 205V206H74ZM140 205H141V207H140ZM160 207H159V206ZM162 205V206H161ZM224 205V206H223ZM250 205H251V209H250ZM126 206V207H125ZM143 206V207H142ZM164 206V207H163ZM227 206V207H226ZM88 207V208H87ZM147 207V208H146ZM159 207V208H158ZM162 207V208H161ZM205 207V208H204ZM77 208V207H76ZM141 208V209H140ZM143 208V209H142ZM145 208V209H144ZM163 209V210H162ZM140 210V211H139ZM144 210V211H143ZM229 210V211H228ZM242 210V211H241ZM247 210V211H246ZM251 212H250V211ZM143 212H144V214H143ZM247 212H248V214H249V212H250V214L248 215L247 214ZM264 212V211H263ZM232 213V214H231ZM242 213V214H241ZM256 213V212H255ZM234 214H235V216H234ZM156 215V216H155ZM231 215V216H230ZM233 215V216H232ZM241 215V216H240ZM245 215H247V216H245ZM253 215H255V214H253ZM68 216V214L67 215H65V217H67ZM160 216V217H159ZM156 218V219H155ZM237 218V220H235V219ZM157 219H158V224H159V226H158V224H156V222H157ZM209 220V222H208V220ZM191 220H192V222H191ZM162 222V221H161ZM161 224V225H160ZM179 224H180V228H179ZM97 225V226H96ZM108 225V226H107ZM185 225V226H184ZM232 225H234V223L232 224ZM105 226H106V228H105ZM157 226V227H156ZM182 228V229H181ZM79 229V230H78ZM176 229H177V232H175L176 231ZM209 230V229H208ZM81 231V232H80ZM114 231L116 232V233H114ZM62 232H64L65 234L66 233H68V229L67 228H65ZM103 232V233H102ZM152 234V235H151ZM123 235V236H122ZM151 236V237H150ZM204 239V240H203ZM94 241V243H93V241ZM121 241V242H120ZM92 242V243H91ZM98 245V246H97ZM114 249V250H113ZM85 253V252H84ZM75 254H77L76 256H75ZM111 254H113V255H111ZM83 255V256H82ZM112 256V257H111ZM207 256V255H206ZM42 257V256H41ZM76 257V258H75ZM106 256H104V258H105ZM75 258V259H74ZM111 258V259H110ZM134 258V259H133ZM41 259H43V260H41ZM40 260L39 259H37L38 261H39V264L40 263H42V264H46V263H48V261H45V260H47L45 257H43V258H41ZM103 259V258H102ZM125 259V260H124ZM133 259V260H132ZM79 260V261H78ZM104 260V259H103ZM102 260V261H103ZM105 260H106V262L107 263H105V262H103V263H101L102 261H100V263L99 264H109V262L107 261V257L105 258ZM123 260V261H122ZM130 260V261H129ZM135 260V261H134ZM38 261H35V262H37V264H38ZM92 261V260H91ZM46 262V263H45ZM89 262H90V260H89ZM205 263H203V264H207L206 263V260L204 261ZM22 263V262H21ZM34 264H36V263H34ZM90 264H96V262L95 263H91L90 262Z\"/></svg>",
  "mask_w": 264,
  "mask_h": 264
},
{
  "label": "water",
  "instance_id": "water-1",
  "mask_svg": "<svg viewBox=\"0 0 264 264\" xmlns=\"http://www.w3.org/2000/svg\"><path fill=\"white\" fill-rule=\"evenodd\" d=\"M0 264H9L7 202L4 183L0 173Z\"/></svg>",
  "mask_w": 264,
  "mask_h": 264
}]
</instances>
